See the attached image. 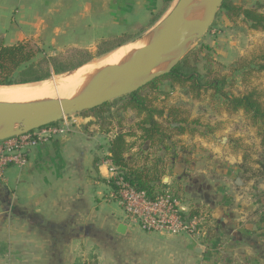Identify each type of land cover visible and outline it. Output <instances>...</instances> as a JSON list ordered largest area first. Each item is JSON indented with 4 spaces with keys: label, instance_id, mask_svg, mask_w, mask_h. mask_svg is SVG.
Listing matches in <instances>:
<instances>
[{
    "label": "crops",
    "instance_id": "obj_1",
    "mask_svg": "<svg viewBox=\"0 0 264 264\" xmlns=\"http://www.w3.org/2000/svg\"><path fill=\"white\" fill-rule=\"evenodd\" d=\"M160 7L156 0H0V37H8L4 31L19 23L33 26L35 32L27 36L54 28L63 44L92 46L96 35L122 34ZM40 11L69 15L54 26ZM13 40L7 45L26 39ZM230 125L223 124L220 145L204 140L219 137L215 132L179 137L186 148L168 176L180 184L186 204L210 210L217 234L182 250L175 242L179 253L166 264L180 263L179 254L190 264H264V172L240 141L249 142L253 132ZM110 135L100 132L94 117L77 120L69 132L29 147L23 169L8 168L0 182L8 194L0 198V264H141L127 245L137 228L112 210L117 200L110 190L105 193L111 188ZM158 233L145 231L143 238Z\"/></svg>",
    "mask_w": 264,
    "mask_h": 264
},
{
    "label": "trees",
    "instance_id": "obj_2",
    "mask_svg": "<svg viewBox=\"0 0 264 264\" xmlns=\"http://www.w3.org/2000/svg\"><path fill=\"white\" fill-rule=\"evenodd\" d=\"M173 1L161 0V8L152 14L146 24L133 23L122 34L97 39L94 51L87 46H69L58 55L47 56L33 41L25 40L7 45L0 37V86L41 82L49 79L52 71L57 75L75 71L95 57L108 54L136 40L164 17ZM220 11L230 22L235 23L241 19L250 29L264 32V3L258 4L257 8H247L233 0H224ZM38 55L43 56L37 60ZM199 55V51H189L170 73L151 81L128 96L82 113L86 117L96 119L102 134L113 133L108 143V160L116 169L117 177L109 179L108 184L115 196L120 191L117 180L122 178L136 191L144 192L150 200H155L166 192L181 200L180 184L175 181L170 187L163 180L170 174L171 164L180 157L177 139L187 132L193 133L194 130L189 127L199 125V121L189 122L187 117L182 116L179 108L166 110L155 105L157 97L154 96H166L169 93L159 88L160 83L164 81L169 82L171 87L186 89V94L192 99H200L203 94L211 93L212 102L217 103L229 114L243 112L251 125L259 130L262 160L259 159L257 163L264 172V101L255 90L239 96L230 93L226 90L227 77L220 76L209 68L201 74L198 70L201 61ZM246 67L250 72L264 73V55L256 61L243 64L241 69ZM112 108H117L122 113L130 110L136 113L140 119L137 124L139 136L125 131L122 127H112L114 123L120 125L123 121L122 117L115 121L110 112ZM206 128L209 129V126ZM133 137H138L141 141V158H137L138 152H134L135 142L129 141V138ZM145 146L147 150L144 149ZM186 205L189 217H206L202 242L208 243L217 234L216 222L213 221L210 210L194 203Z\"/></svg>",
    "mask_w": 264,
    "mask_h": 264
},
{
    "label": "rangeland",
    "instance_id": "obj_3",
    "mask_svg": "<svg viewBox=\"0 0 264 264\" xmlns=\"http://www.w3.org/2000/svg\"><path fill=\"white\" fill-rule=\"evenodd\" d=\"M156 1L157 3L162 4L161 0ZM177 1L178 0L172 2L167 13L170 12ZM233 2L247 8H257L258 4L264 3V0H233ZM150 4L151 2L149 1L148 6H150ZM40 13V16L44 18H51L49 23H53L54 26H56V24H60L62 17L69 15V13L66 12H57L56 15L53 14L50 16L49 13L47 14L46 12L41 11L38 13V15ZM150 18L151 14L149 16V19ZM149 19L144 22V24H146ZM158 24L159 23H157L156 25L158 26ZM16 25L17 26L10 25V30L4 31V34H10L8 37H3V41L6 44L10 43L9 41H12V38L14 39L13 41L22 40L24 38L27 41H33L40 49L43 50V54L47 56L58 55L59 53L65 51V49L69 46H81L63 44V39L57 36V30L54 28L40 29L33 36H27L26 34L30 35L31 33L35 32L33 30V26L25 27L19 23ZM156 25L148 29L145 33L136 38V40L131 41L121 47L127 45L131 46V44H133L134 42L135 45L133 44L132 47L138 46L145 38H147L149 35H152V32L156 29ZM74 31L81 32L82 29L76 28ZM102 37L105 36H101L100 34L96 35L93 43H95L97 39ZM87 47H90L92 51L95 50L94 45ZM193 50L200 52L199 56L201 61L198 64V70L201 74H204L206 72V68H209L218 75L227 77L228 87H226V90L230 91V93L239 96L255 90L259 94L261 100L264 101V73L250 72V69L248 67H246L245 69H241L243 64L245 65L249 62L256 61L260 56L264 55L263 31L250 29L249 26L241 19L237 20L235 23L230 22L224 15V13L219 11L207 34L201 40L194 42L189 48V51ZM108 54H105V56ZM41 56L43 55H38L36 59L38 60L39 58H41ZM105 56L102 55L99 57H95L91 61L94 62ZM51 73L52 74L50 78L54 76L70 74V72H66L57 75L53 71ZM159 88L169 93L166 96H154L155 98L157 97V100H155V105L166 110L169 108H179V110H181L182 112V116L187 117L189 122L195 120L199 121V125H190L194 130V132L191 134H198L197 132L201 131V133L210 135L215 132L219 134V137L213 138L211 136H206L204 140L211 139V141L214 140L215 143H218L220 145V141L217 142V140L220 139L221 128L223 127V124H228L230 121L234 124L230 126L237 128L238 125L242 133L253 132V134L249 135V142H243L244 138L240 141L244 146V151L249 155L250 159L252 158L251 156L254 155L256 157L255 160H262L260 152L261 147L258 146L259 141L261 142L259 130L258 128L251 125L249 119L244 115L243 112L234 114L228 113L229 119H226L224 114L225 110L220 108L217 103L212 102L210 97L211 93L203 94L200 99H192L191 96L186 94V89H181L179 86L171 87L169 82L167 81L161 82ZM110 112L111 114H113L112 117L115 119V121L121 117L123 118V121L120 125L118 123H114L112 127H122V129H124L125 131L134 133L136 134V136H139L140 131L138 130L137 124L140 119L134 111L130 110L122 113L119 112L117 108H112ZM74 118L78 121H82L87 117L86 115L80 114L76 115ZM223 119L225 121H220ZM206 126H209V129H207ZM212 129L213 131L211 132ZM110 136H113V133ZM129 141L135 142L134 152H138L137 158L143 157L141 155L142 144L141 141L138 140V137L129 138ZM177 141L179 144L178 150H180L179 153H181L186 147L185 145H183L180 138H178ZM209 164L213 165V163H211L210 161ZM0 182H2V180H0ZM163 182L171 187L174 185L175 181L171 180L169 176H166ZM176 182L178 181L176 180ZM176 189L178 190L177 187ZM109 190L112 192V189L109 188L105 191V193H108ZM179 195L181 203L185 202L184 204L186 205L184 196H182L181 193H179ZM5 197H8V194L4 193L0 188V198L3 200ZM111 204L112 210L114 212H116L119 216L126 218L125 212L119 205L118 201H113ZM133 226L137 228L136 234L132 236L127 245L132 250L131 254L136 259L140 260L141 264H166L168 260L176 259V255L179 253H176V243L178 248H181L182 250V248L188 245H198L203 240V232L197 236L188 234L174 236L167 234L166 232H159L157 236H153L148 239V241H145V238H143L147 235L145 234V231H143L137 225ZM156 237L160 238L162 241L156 244L153 243L151 239ZM190 255L193 257L192 259L196 258V254L194 251H192ZM179 257L180 261L178 262L180 263L178 264H190L188 263L189 257H187L185 254H179Z\"/></svg>",
    "mask_w": 264,
    "mask_h": 264
},
{
    "label": "water",
    "instance_id": "obj_4",
    "mask_svg": "<svg viewBox=\"0 0 264 264\" xmlns=\"http://www.w3.org/2000/svg\"><path fill=\"white\" fill-rule=\"evenodd\" d=\"M197 3L196 0H178L158 26L155 24L149 44L141 48L128 65L100 74L81 96L0 104V141L26 135L64 118L101 107L170 73L186 56L191 45L207 34L224 0H202L199 3L205 6L206 13L201 19L194 20L190 15ZM166 63L169 64L164 69L155 72Z\"/></svg>",
    "mask_w": 264,
    "mask_h": 264
},
{
    "label": "built area",
    "instance_id": "obj_5",
    "mask_svg": "<svg viewBox=\"0 0 264 264\" xmlns=\"http://www.w3.org/2000/svg\"><path fill=\"white\" fill-rule=\"evenodd\" d=\"M72 117L35 130L26 135L0 141V180L5 179L8 168L23 169L27 165V150L31 146L47 141L53 136L69 132L77 120ZM110 179L117 177L116 169L110 166ZM119 194L113 197L125 212L126 219L146 232H166L170 235H205L206 217H189L187 207L169 192L150 200L144 192H138L122 178L117 180Z\"/></svg>",
    "mask_w": 264,
    "mask_h": 264
},
{
    "label": "bare ground",
    "instance_id": "obj_6",
    "mask_svg": "<svg viewBox=\"0 0 264 264\" xmlns=\"http://www.w3.org/2000/svg\"><path fill=\"white\" fill-rule=\"evenodd\" d=\"M201 1L196 0L198 3L190 18L197 20L205 15L206 8L199 3ZM150 39L151 35L145 38L138 46L132 47L134 42L131 46L120 47L105 57L96 61L93 60L94 62L91 61V63L85 64L70 74L54 76L37 83L0 86V104L30 103L81 96L100 74L128 65L136 53L149 44ZM167 64L169 63L160 66L155 72L164 69Z\"/></svg>",
    "mask_w": 264,
    "mask_h": 264
}]
</instances>
